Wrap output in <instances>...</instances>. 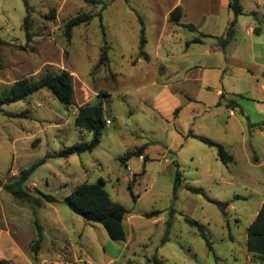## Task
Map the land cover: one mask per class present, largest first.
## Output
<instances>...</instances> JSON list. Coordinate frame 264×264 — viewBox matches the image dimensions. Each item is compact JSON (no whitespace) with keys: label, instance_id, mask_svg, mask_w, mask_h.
<instances>
[{"label":"rangeland","instance_id":"obj_1","mask_svg":"<svg viewBox=\"0 0 264 264\" xmlns=\"http://www.w3.org/2000/svg\"><path fill=\"white\" fill-rule=\"evenodd\" d=\"M98 1L102 4L27 0L31 38L26 42L23 0H0V40L5 43L0 44V100L17 80L36 81L46 71L58 70L73 77L70 107L60 105L46 90L0 106V177L12 182L13 176L49 155L25 186L36 198L50 195L57 200L43 201L32 210L0 188V259L10 264H152L153 259L163 264H262L247 252L245 240L264 199V100H251L246 93L251 87L246 70L231 74L228 67H187L197 60L206 66L224 62V55L228 63L232 46L224 54L213 38H200L204 43L188 45L196 54L182 57L187 43L201 33L174 27L176 32L165 34L163 41L175 57L166 64V74L156 67L158 61H168L162 55L165 49L156 56L157 36L175 0ZM78 14L94 17L74 28L67 41L64 25ZM227 15L223 11L220 18ZM239 19L238 43L246 40L247 22L253 21L251 16ZM140 21L151 60L132 65L139 53ZM257 41L254 61L264 63V31ZM103 42L109 62L97 66ZM205 50H214L215 56H205ZM241 56L250 61V52ZM185 77L191 82L183 83ZM250 81L253 85L254 79ZM165 89L180 103L172 116L164 110L172 105ZM217 91L224 92L227 102L231 92L245 94L247 100H239L242 112L232 110L230 116L224 104L216 107ZM98 96L110 121L99 145L91 153L57 156L90 141L89 133L74 126V117L78 107ZM157 96L160 111L155 108ZM258 127L263 132L255 130ZM190 134L221 145L232 162L223 165L215 148ZM143 145L148 146L147 161L134 156L125 166L120 163L127 152ZM176 171L181 182L174 194ZM99 182L110 200L127 211L124 242L112 241L101 225L85 222L62 203L80 184ZM208 200L227 206L221 212ZM33 211L42 228L36 255L30 252L36 239ZM153 212L158 216H145ZM186 219L202 227L211 250ZM8 231L16 238L14 246L6 242Z\"/></svg>","mask_w":264,"mask_h":264},{"label":"trees","instance_id":"obj_2","mask_svg":"<svg viewBox=\"0 0 264 264\" xmlns=\"http://www.w3.org/2000/svg\"><path fill=\"white\" fill-rule=\"evenodd\" d=\"M95 4H102L98 0H89ZM24 6L26 8V16L23 19L22 28L24 31L25 41H30V16L29 6L27 0H23ZM228 8L232 12L234 19L230 22L228 28L226 29L224 36L222 38H215L218 44L224 49L229 42L234 37V27L235 19L238 16L243 15V10L240 5V0H229ZM93 15L89 14H78L70 18L64 25V37L67 41L70 40L71 34L74 28L80 25L89 24L93 19ZM101 20V15L98 14ZM181 19V9L176 7L169 14V21L173 24H178ZM140 41H139V55L144 59H147V55L143 51L146 44L144 27L142 21H140ZM187 28L194 30L192 25H188ZM260 28H255L254 33L258 34ZM200 38H211L206 35H200L199 38L192 39L187 45L200 43ZM0 44H5L0 40ZM108 46L106 42H103L100 48V54L97 66L106 65L109 62L108 56ZM42 90L48 91L52 97L63 107H70L73 105V77L70 73L65 70H58L55 72L46 71L45 74L36 81H31L30 79H21L15 81L9 88L7 94L0 100L1 105H9L19 101H24L28 97ZM109 95H106V97ZM227 108L235 109L238 108L237 103L234 100H229ZM177 111V110H176ZM240 113L242 111H239ZM105 111H104V99L98 96L95 102L92 104H85L77 108L76 115L74 117V126L79 131H84L91 135V139L87 143H79L65 149L62 153L57 156L68 157L70 155H80L83 153H91L100 143L103 132L106 128ZM110 122V121H109ZM192 138L198 140L199 142L207 145L208 147L215 148L217 157L223 165H228L232 162V157L227 154L224 148L203 137L190 135ZM147 145H143L136 149L135 151L127 152L123 157H121L120 163L126 165V162L136 156L142 157V160L147 161V157L143 156V152ZM47 158L46 156L40 161L34 163L29 168L22 170L18 175L13 176L12 182H5L0 177V188L7 193H9L16 200L25 202L29 205L30 209L34 207H41L43 201L47 203H56L57 200L53 196L47 195L42 196V199L36 198L29 193L25 184L29 177L32 175L35 169L43 165ZM181 178L179 172L176 171L173 185L174 194L177 192L180 186ZM129 191H131V186H128ZM194 194H200V191L189 189ZM211 204L217 206L221 212H223L227 206V203H220L214 200H208ZM74 214L82 218L87 223L99 224L103 227L108 237L112 241L124 242L126 239V233L123 225L124 216L127 211L113 203L108 194L103 189V184L99 182L98 184H88L83 183L77 186L70 195L62 200ZM33 225L36 230V239L30 244V252L33 254H38L40 245L42 242V228L39 226L37 218L34 211L32 212ZM147 218L157 217L158 213H148L145 215ZM190 226L198 229L201 238L205 241L208 249L211 250V243L203 232L202 227L194 221L189 219L185 220ZM246 250L249 254L264 264V201L262 202L254 220L246 229V240H245ZM152 264H163L164 260L153 259ZM0 264H10L9 261L0 259Z\"/></svg>","mask_w":264,"mask_h":264},{"label":"crops","instance_id":"obj_3","mask_svg":"<svg viewBox=\"0 0 264 264\" xmlns=\"http://www.w3.org/2000/svg\"><path fill=\"white\" fill-rule=\"evenodd\" d=\"M228 3H229V0H175L173 4L165 11L163 15L162 28L158 32V36H157L156 56L159 55L160 50L164 51L165 49V47L163 46L165 34L167 33L171 34V33L176 32L174 27L179 28V29L181 28V29L190 30L189 28H187V26L192 25L194 27V30H190V31H197L199 32V34L201 33V35L209 36L213 38L215 42H217L215 38H222L230 22L234 19L232 12L228 8ZM240 5L243 10V15L238 16L235 19L233 39L229 42V44L224 49L217 42L220 52H223L224 54L227 48L229 50V47L232 46V50L230 51L231 54L228 51V63H227L226 55H224L225 56L224 62H221V60L219 59L217 60L216 64H211V66H206L204 63L197 60L193 63L188 64L187 67H189L190 70L197 69L199 71H203L208 68L215 69V70H223V69L226 70L228 67V72L231 74L234 72V70H242V71L246 70L247 74L249 75L248 83H249V86H251L248 88L246 93H250L249 95L251 97V100L258 99V101H262L264 100V63L256 62L254 60L256 59L255 50H256V46L258 45L257 39L259 36L262 35L264 31V0H240ZM176 7H179L181 9V19L178 24H173L172 22L169 21V14ZM223 11L228 12L226 19L220 18V13ZM243 16H251L253 21L247 22L246 40L238 43L236 39V24L237 22L240 21L239 18ZM167 27L169 29L168 31H166ZM255 28H260V31L258 34L254 33ZM202 43H204L203 39L201 40L199 44H202ZM146 44H147V41H146ZM143 51L147 55V59H144L138 53L136 59L133 62H131L132 65L139 64L141 62H146V63L150 62L151 56L145 51V46L143 48ZM242 52H244V54L247 52H250V55H251L250 61L241 60ZM183 53L184 54L182 55V57H189L191 54H194V55L196 54L195 52L189 51L188 45H186V48L184 49ZM203 54H205V56L210 57V58H213L215 56L214 50H208V51L205 50ZM162 55L168 58V61H163V62L158 61L156 63L157 64L156 67L159 65L162 71L168 74L169 70L166 64H168L170 60H174L175 57H174V54L169 49L167 50L165 49V53ZM197 55L201 56V54H197ZM234 59H235V64L233 61ZM258 77L261 78V82H259ZM251 78L254 79L253 85L250 81ZM181 81L183 83L191 82V80H189L188 78L186 79V77L185 79H182ZM161 85L162 87H165L162 83ZM164 92L166 93V98L171 99L172 101V105H170V107L168 108L165 106L164 110L167 113H171V116H172L175 113H177V111L179 110L180 103L177 100H175L173 95L169 93L167 89H165ZM228 95H231V99L229 100H234L237 103L238 108L231 109V108L226 107L228 102L224 99L223 91L222 92L217 91V96H219V100L217 101L215 106L217 107V106H221L222 104H224L226 109H231L229 110V115L234 116L232 110L234 111L238 109L239 111V109L241 108L239 100L241 99L247 100V98L246 96H244L245 94H241V92H238V91L231 92ZM158 100L159 98L157 96L155 99V104L157 103L155 108L158 109L159 107L160 109ZM255 130L263 132L262 130H260V127H258ZM190 135H193V134H190ZM190 135L188 137H191ZM147 147L148 146H146L143 152V156H146L148 159V156L145 155L147 151ZM263 201L264 199L262 200V202ZM4 236H5V233H4ZM5 238H6V242H8L9 244L13 246L15 245L16 238L11 236V233L9 231L8 233H6Z\"/></svg>","mask_w":264,"mask_h":264},{"label":"built area","instance_id":"obj_4","mask_svg":"<svg viewBox=\"0 0 264 264\" xmlns=\"http://www.w3.org/2000/svg\"><path fill=\"white\" fill-rule=\"evenodd\" d=\"M106 123L109 124V121H107Z\"/></svg>","mask_w":264,"mask_h":264}]
</instances>
